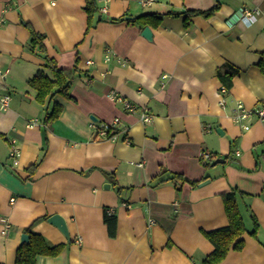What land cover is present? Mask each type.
<instances>
[{"label": "crops", "instance_id": "0c3cea01", "mask_svg": "<svg viewBox=\"0 0 264 264\" xmlns=\"http://www.w3.org/2000/svg\"><path fill=\"white\" fill-rule=\"evenodd\" d=\"M86 1L0 0V95H10L0 107V264H15L27 228L63 245L36 264H201L213 250L203 231L227 225L222 194L231 190L246 231L243 247L218 264H264V120L252 115L243 129L231 118L236 102L264 101V0H108L105 13L95 0L90 20ZM217 1L211 17L193 15L188 25L184 14L156 27L134 22ZM241 8L260 12L249 23ZM31 31L58 68L75 69L67 94L44 104L29 80L50 72ZM224 63L238 71L222 94ZM53 104L59 112L47 120ZM105 211L115 217L113 236ZM53 214L66 220L69 241L48 222Z\"/></svg>", "mask_w": 264, "mask_h": 264}, {"label": "trees", "instance_id": "16d2710c", "mask_svg": "<svg viewBox=\"0 0 264 264\" xmlns=\"http://www.w3.org/2000/svg\"><path fill=\"white\" fill-rule=\"evenodd\" d=\"M85 9L90 20L96 10L95 0H87ZM220 7V1H217L212 7L207 10L201 9H187L185 11H167L166 13H155L147 12L135 17L134 22L140 25H150L156 27L161 23L164 15H180L184 14V25H188V20L193 15H202L205 18L211 17L216 10ZM44 36L37 32L31 31V45L36 47L45 59V69L47 68L50 75H47L43 71H37V73L29 80L30 86L36 91V99L39 103H46L50 100L54 93L60 92L67 94V90L72 78V74L75 69H61L55 64L54 59L49 57L46 53V47L44 45ZM238 68L229 64L224 63L217 69V75L220 78L222 85L227 89L231 86L232 78L237 74ZM59 106L53 104L52 108L46 114L47 120L53 119L59 112ZM211 157V156H210ZM211 162L205 161V165H209ZM173 178H183L182 175L174 174ZM185 181L194 184L193 181L183 178ZM182 179V180H183ZM120 190V189H119ZM225 213L227 216L228 223L226 226L219 227L212 230L203 231L205 237L213 244V250L208 254L201 264H218L222 261L230 249H240L243 247L242 235L245 233V225L243 218L239 211L235 191H227L222 194ZM104 221L108 226L109 235H114L115 229V217L113 214H109L107 211L104 212ZM255 227L250 232L252 236L256 235L257 222L254 220ZM28 234V240L22 242L16 249L15 264H36V257L38 255H56L63 248L62 244L48 245L45 238L38 233L25 229Z\"/></svg>", "mask_w": 264, "mask_h": 264}, {"label": "built area", "instance_id": "2783aa9c", "mask_svg": "<svg viewBox=\"0 0 264 264\" xmlns=\"http://www.w3.org/2000/svg\"><path fill=\"white\" fill-rule=\"evenodd\" d=\"M104 2V4H102L99 7V11L101 13H105L107 12V4L106 2L108 0H101ZM150 0H147L145 2H149ZM260 10L258 8H254V9H248V8H241V19L245 20L246 22L249 21H253L255 19V16L257 14H259ZM250 23V22H249ZM89 63H91V61H88ZM1 73V71H0ZM227 88L224 85H220V92L222 94H225L227 91ZM108 97L114 101H120L124 103V107L126 110L130 111V112H134L136 111L137 107L133 104H131L129 101H127L126 99H124L120 94H118L117 92H115L114 90H111L108 93ZM224 97V96H223ZM10 101V95L9 94H1L0 95V107L2 109L6 108L9 104ZM220 104H224V98L220 99ZM252 115H256L258 118L264 120V101L261 102L259 105H257L256 107L253 108H249L246 107L244 104H242V102L238 101V103L236 102V105L231 113V118L233 119V121H235L236 123L240 124L242 126L243 129H248L249 128V124L246 122V120L252 116ZM150 119V115L147 114L146 112L142 113V120L143 122H148ZM116 122H118V119H114L113 123L108 124V123H102L101 127H95V129L98 131L99 135L107 136L108 134V129L113 126ZM33 123H35V121H31L28 123V126L33 125ZM10 155V157L13 159L14 163H17V158L19 155V151L16 147H12L10 150V153L8 154ZM199 156L202 160H208L211 156L210 153L206 152V151H201L199 153ZM141 165V163H139ZM10 228L9 224H6L4 228L1 229V233L7 234L8 230Z\"/></svg>", "mask_w": 264, "mask_h": 264}, {"label": "water", "instance_id": "95a60500", "mask_svg": "<svg viewBox=\"0 0 264 264\" xmlns=\"http://www.w3.org/2000/svg\"><path fill=\"white\" fill-rule=\"evenodd\" d=\"M142 35L145 36L147 39H151L152 33H151V30L149 29L148 26H145L143 28ZM216 130L219 132V128H216ZM221 161H223V160H218L215 163L221 162ZM208 180L209 179H206V180L202 181L200 183V185L208 182ZM47 220L51 224L55 225L65 235V237L69 241V234H68L67 224L65 222L66 220L62 216H60L58 214H53V215L49 216ZM27 240H28V234L27 233H23L21 235V243L25 242Z\"/></svg>", "mask_w": 264, "mask_h": 264}]
</instances>
